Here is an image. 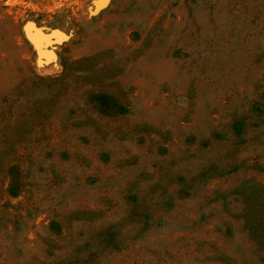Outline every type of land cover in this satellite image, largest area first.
Masks as SVG:
<instances>
[{"label": "rangeland", "instance_id": "obj_1", "mask_svg": "<svg viewBox=\"0 0 264 264\" xmlns=\"http://www.w3.org/2000/svg\"><path fill=\"white\" fill-rule=\"evenodd\" d=\"M0 264H264V0H0Z\"/></svg>", "mask_w": 264, "mask_h": 264}]
</instances>
